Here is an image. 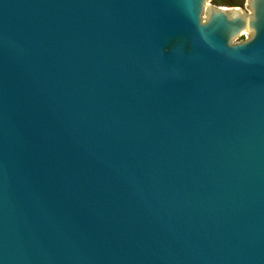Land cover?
I'll use <instances>...</instances> for the list:
<instances>
[{"label": "water", "instance_id": "water-1", "mask_svg": "<svg viewBox=\"0 0 264 264\" xmlns=\"http://www.w3.org/2000/svg\"><path fill=\"white\" fill-rule=\"evenodd\" d=\"M207 1L0 0V264H264V0Z\"/></svg>", "mask_w": 264, "mask_h": 264}, {"label": "trees", "instance_id": "trees-1", "mask_svg": "<svg viewBox=\"0 0 264 264\" xmlns=\"http://www.w3.org/2000/svg\"><path fill=\"white\" fill-rule=\"evenodd\" d=\"M214 6L217 7H229V8H243L245 1L244 0H213Z\"/></svg>", "mask_w": 264, "mask_h": 264}, {"label": "rangeland", "instance_id": "rangeland-1", "mask_svg": "<svg viewBox=\"0 0 264 264\" xmlns=\"http://www.w3.org/2000/svg\"><path fill=\"white\" fill-rule=\"evenodd\" d=\"M245 1V4H244V7L242 8L243 10H244V12L245 13H247V14H249V9H248V7H247V3H246V0H244ZM212 6H214V1L213 0H209V1H207L206 2V9L207 8H210V7H212ZM226 8V7H225ZM228 9H230L229 7H227ZM248 37V33H243V36H241V37H238L236 40H234L233 42L234 43H237V42H239V41H241V40H243V39H245V38H247Z\"/></svg>", "mask_w": 264, "mask_h": 264}]
</instances>
